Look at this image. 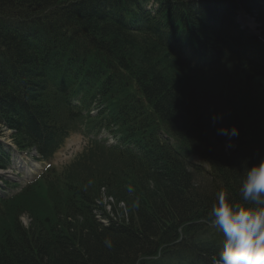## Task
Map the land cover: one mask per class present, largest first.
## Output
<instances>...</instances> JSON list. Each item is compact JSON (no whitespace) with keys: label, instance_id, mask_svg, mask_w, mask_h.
Returning <instances> with one entry per match:
<instances>
[{"label":"trees","instance_id":"1","mask_svg":"<svg viewBox=\"0 0 264 264\" xmlns=\"http://www.w3.org/2000/svg\"><path fill=\"white\" fill-rule=\"evenodd\" d=\"M158 1L135 31L145 0H0V133L15 130L16 144L47 160L72 133L116 128L124 143L95 140L0 196V264L215 262L224 236L207 225L211 209L220 194L243 205L246 168L264 158V42L228 15H263L264 0ZM93 105L97 115L83 112ZM232 126L229 148L218 129ZM197 154L210 164L202 185L188 165ZM41 187L57 199L66 188L52 215L31 211ZM102 190L114 196L110 213L97 205ZM168 240L166 258L147 255Z\"/></svg>","mask_w":264,"mask_h":264},{"label":"clouds","instance_id":"2","mask_svg":"<svg viewBox=\"0 0 264 264\" xmlns=\"http://www.w3.org/2000/svg\"><path fill=\"white\" fill-rule=\"evenodd\" d=\"M219 118L214 115L213 123ZM218 134L227 137L231 148L239 129L221 127ZM240 193L243 205L220 194L211 209V223L224 236L215 264H264V158L246 168Z\"/></svg>","mask_w":264,"mask_h":264},{"label":"rangeland","instance_id":"3","mask_svg":"<svg viewBox=\"0 0 264 264\" xmlns=\"http://www.w3.org/2000/svg\"><path fill=\"white\" fill-rule=\"evenodd\" d=\"M263 10V15L261 14L260 17L258 15V12L255 13L254 15V19L250 16L248 17V20H246L248 28L250 30L251 33L255 34L256 36L258 35L263 36L264 37V6L262 9ZM241 19V18H240ZM245 23V22H244ZM261 38V37H260ZM231 99L233 100V97H231ZM248 98L244 99L241 98V101H244V103H246V101L248 102ZM237 101V99H236ZM237 104V103H236ZM249 104H251L249 102ZM238 106V104H237ZM250 108H245V110L247 111ZM230 114V113H229ZM229 114H226L225 116H223L224 118L229 117ZM240 119H243L242 117H239ZM78 140L76 142H74L73 144H70L69 147H67L65 150V152H63V154L65 155L62 158L59 157H55L54 159V164L55 165H62L64 162H68V160L70 161L71 159H73V155H75L77 152H79L80 150H82L86 144V138L83 137L82 135H78L76 137ZM188 165L192 168L195 169L196 172H199V174H202L203 176L199 175L196 178V182L197 184H203L205 183V178L209 177L210 174H208L210 171V164L205 163V159H203L201 156H199L197 154V156L192 155L191 158L188 159ZM197 186V185H196ZM200 186V185H199ZM198 186V187H199ZM61 192H62V196L60 197V199H57L56 197V193H54V191H50V189L46 188V187H41L39 190H37V192L35 191L34 193H32V201L35 202L34 206H38V209H34L31 210L32 212L35 213V211H38L39 213H37L40 216H47V215H52L53 214V208H54V201L56 203H60L61 200H63L64 197H66L67 193H64L66 191V188H60ZM105 198V196L102 194L100 195V200H103ZM98 202V201H97ZM99 204V202L97 203V205ZM110 204H112V202H110ZM108 207V205H106V208ZM109 208V207H108ZM33 213V216L35 217V214ZM31 215V214H30ZM13 216V212L9 211V214L7 217H4L5 220H9L10 218H12ZM2 217H0L1 219ZM30 216L28 213L23 214L22 215V223L24 224H29L30 222ZM101 222L102 223H107L108 220L105 217L101 218Z\"/></svg>","mask_w":264,"mask_h":264},{"label":"bare ground","instance_id":"4","mask_svg":"<svg viewBox=\"0 0 264 264\" xmlns=\"http://www.w3.org/2000/svg\"><path fill=\"white\" fill-rule=\"evenodd\" d=\"M258 15L260 16L259 11H258ZM228 16H229V19H232L235 15H234L233 12H230ZM210 223H211V222H210ZM207 225L210 226L209 223H208ZM194 233H195V232H194ZM173 238H174V237H172V238H170V239H171L172 241H175V239H173ZM191 239H192V242H191L190 245H192V246L196 245V243H198V242L201 243L202 241H203V242L205 241L203 238H195V237H191ZM191 239H190V240H191ZM171 240H168L167 244L163 245V247L160 248L156 254L149 252V253H147V255H148L149 257H151V258H154V259H157V258H160V257L166 258V256H165V255L167 254V250H166V248H167V247H170V245H171L170 241H171ZM189 242H190V241L188 240L186 243L189 244ZM213 264H215V262H214Z\"/></svg>","mask_w":264,"mask_h":264}]
</instances>
